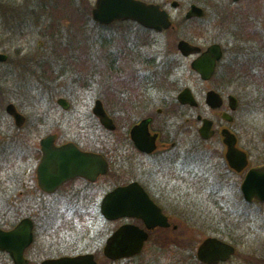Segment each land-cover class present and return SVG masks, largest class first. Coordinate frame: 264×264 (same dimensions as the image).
Returning a JSON list of instances; mask_svg holds the SVG:
<instances>
[{
    "label": "rangeland",
    "instance_id": "rangeland-1",
    "mask_svg": "<svg viewBox=\"0 0 264 264\" xmlns=\"http://www.w3.org/2000/svg\"><path fill=\"white\" fill-rule=\"evenodd\" d=\"M150 1L167 6L175 27L154 32L146 46L145 39L140 40V25L135 22L97 24L91 17L95 0H0V52L8 56V61L0 62V225H3L6 208L32 206L27 203H32L35 192L39 138L49 131L50 118L46 111L62 90L85 91V130L90 129L93 138L86 140L85 136V145L87 141L94 143L91 147L95 149L99 148L98 141L103 137L109 138L93 115L95 100L108 99L114 89L133 96L138 86L145 88L146 84L136 79L140 77L137 73H145L143 59L151 62L147 73L154 78L151 91L155 101H159L165 91L175 95L189 86L201 101L203 115L218 120V115L205 104L206 90L214 83L198 78L190 65L192 58L182 60L177 43L185 38L206 47L216 39L227 45L226 26L217 25L213 20L209 0H178L177 8L172 6L173 0ZM192 3L204 7L206 14L203 18L186 21L184 16ZM55 18L59 22H55ZM220 33L224 34L223 40L218 39ZM255 47L245 44L243 55ZM123 52L129 55L123 56ZM169 61L174 64L170 82L166 79L169 70L165 77L163 75ZM114 64L121 70L117 69L118 74L110 68ZM260 81L250 86L232 84L240 92L232 127L239 144L249 151L250 166L258 165L264 154V84ZM9 102L26 113L28 122L23 129H19L6 112ZM57 118L59 123L67 119L59 109ZM183 123L188 129L190 124L185 120ZM219 135L204 142L201 152L205 160L211 152L206 149L216 145L217 161L207 176L211 186L214 185V198L201 190L195 195L200 198L196 206H164L179 228L152 234L143 252L145 258H157L161 264H201L196 258L197 248L203 240L215 236L237 248L235 255L221 264H264V204L248 203L241 198L243 174L230 172L223 166L224 151ZM189 138L200 139V136L195 133ZM174 197L176 201L178 195ZM74 223L70 233L73 236L66 241L69 250L82 248L92 252L100 264H132L125 259L113 263L104 257L105 239L120 222H106L100 214V206H85V221L82 218ZM31 259L32 264H39L43 258L33 256ZM0 264L10 263L0 255Z\"/></svg>",
    "mask_w": 264,
    "mask_h": 264
},
{
    "label": "flooded vegetation",
    "instance_id": "flooded-vegetation-1",
    "mask_svg": "<svg viewBox=\"0 0 264 264\" xmlns=\"http://www.w3.org/2000/svg\"><path fill=\"white\" fill-rule=\"evenodd\" d=\"M146 1L158 3L150 0ZM173 1L179 2L178 0ZM209 1L212 4L213 20L217 25H225L227 28L226 38L229 43L224 45L215 39L214 42L203 47L191 41L193 44L200 46L201 51L187 57L181 56L182 60L192 58V63L212 44H219L221 47L222 56L217 62L210 79H203L199 72L193 70L201 81L214 83L205 93V104L218 115L217 121L212 119L214 121V136L204 139L200 135L199 129L203 118L207 116L203 115V111L200 109L201 101L195 96L194 92L193 94L198 102L196 106L181 103L178 100L179 92L175 95H169L165 91L159 101L154 100L151 91L154 78L153 75L147 73L148 67H151V62L147 59H143L141 62L145 73L141 75L137 73L140 77H136L141 83L146 84L145 88L138 86V91L133 96H127L125 91L114 89L115 91L110 93L108 99H101L107 114L115 125L114 128L111 129L102 124L93 112L101 131L109 137L107 139L103 137L98 141L99 148L97 149L91 147L94 143L90 144L87 141L88 146L85 145V136L86 140H93L90 136V129L85 130V91L79 92L66 89L58 92L54 101L52 100L53 104L46 111V115L49 113L50 118L49 131L39 138L36 153L35 192L32 203H27V205L32 204V206L6 208L3 225H0L3 230L12 231L21 221L28 220L33 231V240L24 250V255L29 260L28 264H32L31 258L33 256L43 258L39 263L41 264L46 258L85 253V249L82 248L70 249L74 250L72 252L68 249L69 242L66 241L73 236L70 233L73 224L75 225L74 222H79L82 218L85 221V206H100L101 209V206H108L113 201H115V206H119L121 196L115 193L116 189L133 183L140 185L149 198L162 208L172 222L171 227H157L152 230L150 237L158 230L169 231L173 229L174 231L179 226L173 222L171 214L164 206H196L200 198L198 196V198H195V195L201 190L204 193H209L214 198L215 190H212L214 185L211 186L212 183L209 182L207 176L214 170V163L217 161V155L214 154L216 145H211L206 149V152L209 150L211 152L205 160H202L201 152L204 142H210L217 134H220L219 140L224 151L222 163L223 166L228 167L230 172L234 171L226 159L227 146L223 141V129L228 128L235 133L238 139V147L249 154L248 149L239 144L240 140L237 132L232 127V124L236 121L235 113L239 108L237 95L240 93L237 88H233L232 84L238 82L250 86L253 83L261 82L260 80L264 84V37L262 36L264 34V0ZM160 4L162 8L168 11L166 5ZM193 4L197 3L190 4V7ZM188 10L184 19L186 21L194 20L195 18L186 19ZM139 29L142 31L140 40L145 39L144 45L146 46L148 45V38L151 39L150 37H153L154 32H162L141 25ZM220 34L221 36L218 39L223 38L224 34ZM261 40H263L262 43ZM245 44L256 45V47L250 53L243 55L242 49ZM140 45H142V41ZM128 55L129 53L123 54V56ZM83 67V70H85V59H83ZM110 68L112 72L118 74L119 68L115 64L114 66L110 65ZM164 73L165 70L163 75ZM82 74L85 75V72H82ZM83 85H85V80ZM209 90L220 93L224 100L221 107L213 108L207 103L206 94ZM231 96L236 98L235 107L230 104L229 99ZM16 107L26 117L25 123L18 127L23 129L27 125L28 117L19 106L16 105ZM58 109L66 114L65 123H59L57 118ZM224 113H228L231 120L225 119L223 117ZM10 118L13 119L15 124L14 117L10 115ZM184 120L190 124L188 129L183 123ZM198 124L201 125L198 127ZM135 126H140L137 131L138 135L156 137L155 150L148 152L139 148L132 135ZM195 133H198L200 139L189 138V136H194ZM47 136L52 137V143L56 147L70 144L84 152L94 151L102 154L108 162L107 172L99 175L95 180L85 177V174L77 173L61 182L52 191L43 189L40 185L37 170L43 157L42 141ZM259 165L264 166V154L260 158ZM241 193L240 188V196ZM176 194L178 197L175 201L174 196ZM22 195H24L23 192L20 196L22 197ZM241 198H243V194ZM254 201L264 204V200H253L251 202ZM77 215H81V218L75 219L74 217ZM118 220L121 223L133 222L142 227L144 226L143 220L139 218L123 217ZM0 255H3L10 264H15L13 255L9 251L0 250Z\"/></svg>",
    "mask_w": 264,
    "mask_h": 264
},
{
    "label": "water",
    "instance_id": "water-1",
    "mask_svg": "<svg viewBox=\"0 0 264 264\" xmlns=\"http://www.w3.org/2000/svg\"><path fill=\"white\" fill-rule=\"evenodd\" d=\"M173 6H178L179 2L173 1ZM204 16V9L197 5H191L187 12L188 19ZM93 20L99 24L109 25L118 20H134L143 26L164 30L172 26V20L167 10L160 4L145 0H96L92 8ZM180 52L188 56L201 51V47L191 42L181 39L177 44ZM222 56L219 44L209 46L197 59L193 60L192 68L198 71L202 78L208 80L213 75L217 61ZM7 55L0 52V61H5ZM178 99L183 104H198L190 87H185L178 95ZM236 98L231 96L229 101L234 106ZM61 102L63 100H60ZM207 103L213 108L223 105V98L215 90H209L206 96ZM6 111L14 116L15 123L21 127L26 117L20 113L14 103H9ZM101 122L108 128H114L112 119L107 114L100 99L95 103L93 109ZM223 117L231 120L228 113ZM212 119L203 118L199 131L204 139H209L215 134ZM140 126H135L132 135L139 148L151 152L156 148V137H143L137 134ZM223 140L227 146L226 157L230 166L238 172L243 171L248 163V155L245 151L237 147V137L228 128L222 130ZM43 157L38 166V176L40 185L47 191H52L61 182L71 176L80 173L85 177L95 180L100 174L108 170V162L103 155L90 151H82L70 144L56 147L52 143V137L47 136L42 141ZM244 197L251 201L253 199L264 200V166L251 168L242 183ZM121 196L119 206H115V201L108 206H102L103 214L109 219L119 217H136L145 222L148 230L157 226L169 227L171 222L160 206H157L138 184H129L118 187L115 191ZM146 228H141L134 223H125L117 228L106 241L104 254L107 258L116 260L131 257L141 253L145 242L149 239V232ZM33 240V231L28 220L21 221L12 231H5L0 228V250L9 251L13 255L15 264H28L29 260L24 255L25 247ZM236 248L215 237L211 236L203 240L198 246L197 258L205 264H218L228 260L234 254ZM41 264H99L93 253H84L75 256H62L58 258H48Z\"/></svg>",
    "mask_w": 264,
    "mask_h": 264
},
{
    "label": "trees",
    "instance_id": "trees-1",
    "mask_svg": "<svg viewBox=\"0 0 264 264\" xmlns=\"http://www.w3.org/2000/svg\"><path fill=\"white\" fill-rule=\"evenodd\" d=\"M89 15V14H88ZM55 22H59L58 19H54ZM166 69L169 70V77L166 78L167 80L169 79V82L172 80L171 79V70H174V64L171 63V61H169L166 65ZM167 72V74H168ZM165 77V76H164ZM108 223H115V222H108ZM112 230V229H111ZM124 260V259H122ZM122 260H117V261H112L113 263H116V262H121ZM125 260H130L132 261V264H161L157 258H154V259H148V258H145V256L143 254H140V255H137V256H134L132 258H127ZM180 261H182V259H179ZM185 260V258L183 259V261ZM202 264V263H201Z\"/></svg>",
    "mask_w": 264,
    "mask_h": 264
}]
</instances>
